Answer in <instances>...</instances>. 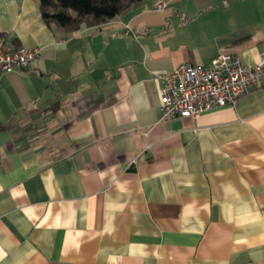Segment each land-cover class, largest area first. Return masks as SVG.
I'll use <instances>...</instances> for the list:
<instances>
[{"label":"crops","instance_id":"crops-1","mask_svg":"<svg viewBox=\"0 0 264 264\" xmlns=\"http://www.w3.org/2000/svg\"><path fill=\"white\" fill-rule=\"evenodd\" d=\"M0 36L39 49L0 73V264H264V86L158 109L181 63L258 61L264 0H143L71 35L0 0Z\"/></svg>","mask_w":264,"mask_h":264},{"label":"built area","instance_id":"built-area-1","mask_svg":"<svg viewBox=\"0 0 264 264\" xmlns=\"http://www.w3.org/2000/svg\"><path fill=\"white\" fill-rule=\"evenodd\" d=\"M163 7L162 1L156 4L157 9ZM38 57V48L14 46L0 36V73L20 71ZM158 78L161 118L196 117L263 87L264 52L251 66L237 53L220 52L207 64L184 62Z\"/></svg>","mask_w":264,"mask_h":264},{"label":"trees","instance_id":"trees-1","mask_svg":"<svg viewBox=\"0 0 264 264\" xmlns=\"http://www.w3.org/2000/svg\"><path fill=\"white\" fill-rule=\"evenodd\" d=\"M143 0H38L39 13L48 27L65 34L76 33L81 25L106 24Z\"/></svg>","mask_w":264,"mask_h":264}]
</instances>
